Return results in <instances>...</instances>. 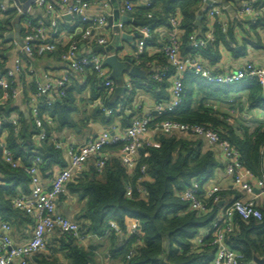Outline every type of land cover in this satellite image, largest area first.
Here are the masks:
<instances>
[{"label":"trees","instance_id":"trees-1","mask_svg":"<svg viewBox=\"0 0 264 264\" xmlns=\"http://www.w3.org/2000/svg\"><path fill=\"white\" fill-rule=\"evenodd\" d=\"M260 3L264 4V0H260ZM204 4L203 0H153L151 7L139 8L137 14L140 15L141 25H148L153 34L146 46L155 41V27L165 25L168 21L171 23V18L176 16L179 18L178 29L183 31L180 33L182 56L201 57L207 69L221 73V70L214 69L221 59V46L227 47L236 55H242V52L232 47L237 43V38L235 27L230 21L226 31L221 24H213L215 41L199 49L192 46V35L204 36L210 30L207 15H204L201 26L196 24ZM178 11L181 12L180 17L177 15ZM26 18L34 19L30 14L18 15L16 10L11 9L0 20V75L6 74L7 64L12 57L11 52H8L9 48H5L10 43L9 35L16 25L21 26ZM199 27L202 28L201 33L198 31ZM23 35L21 32V38ZM66 48L67 46L58 44L56 52L61 54ZM146 48L135 60V64L156 70L151 71L148 78L136 79L132 86L134 88L135 85H142L148 90L162 92L165 87L172 86L171 79L176 74V69L169 62L164 49L161 54L149 57ZM37 56L39 55L36 54ZM156 73H164L165 76L156 80ZM83 76H86L84 84L91 86L94 98H102L101 106L96 108L94 116L99 117L104 124L112 123L122 102L125 107L133 100L134 89L125 97L126 100H117L113 97V91L101 86L96 73L88 69ZM183 81V102L175 111L151 122V130H156L155 140L144 142L139 152L138 165L132 174L118 157L123 146L118 143L107 147L106 152L111 156L101 172L95 166L94 177L84 181L80 178L77 184H68L72 192L78 193L80 199L86 201L78 218L74 219L79 222L82 233L104 236L111 229L110 222L114 221L122 230L121 234L126 235L130 222L139 223V233L125 238L121 246L113 249V255L120 264H210L216 251V247L212 245V236L205 237L202 245L197 243V239L203 229L212 225L220 210L219 206L208 200L210 211L198 213L189 208L179 193L193 181L202 186L208 183L221 163L215 151L206 150L204 140L196 135L193 134V138H183L165 134L160 129L163 121L172 120L190 126L201 125L218 132L240 152L244 165L256 176L261 175L264 129H259L253 134L245 131L241 137L237 134L236 127L231 124L230 117L215 107L217 102H227L235 107L242 104V98H246L248 107L264 108V88L259 80L246 78L231 86L215 85L186 72ZM29 86L30 95V92L35 90V82L32 81ZM73 86L72 81L64 98L57 99L51 107L42 106L40 110L42 114L46 113L53 119L59 131L75 127L72 114L78 108L75 98L71 95L75 89ZM242 91L244 94L238 95ZM1 97L3 90L0 88ZM160 99L157 97V100ZM162 99L158 102H167L171 96H163ZM12 102L10 99L3 109L7 120L3 127L6 136L3 140L0 137V219L4 221L11 220L22 212L13 207V199L23 194L21 192L29 191L31 177L27 168L34 163L33 152L40 155L42 161L39 167L44 171L51 170L56 165L62 168L67 166L64 151L57 147V141L53 137V126L47 121L44 122L47 138L35 142L33 135L40 133L41 129L37 127L32 114L30 118L24 113H20L22 119L12 118V113L18 112L14 110L16 106ZM106 109H113L114 113L107 115ZM3 146L11 151L15 160L22 162L20 167L14 168L6 162ZM142 166L147 168L144 174L141 172ZM129 189L132 192L130 196ZM221 197L223 199V191ZM235 221L236 226L227 241L242 255V263L250 264L256 258L264 260V209L262 220L247 221L237 216ZM111 230L113 231L109 240L113 245L118 237L116 231ZM56 232L63 236L59 249L50 248L49 253H36L31 264H94L92 251L80 245L73 236L58 230Z\"/></svg>","mask_w":264,"mask_h":264},{"label":"built area","instance_id":"built-area-1","mask_svg":"<svg viewBox=\"0 0 264 264\" xmlns=\"http://www.w3.org/2000/svg\"><path fill=\"white\" fill-rule=\"evenodd\" d=\"M59 1L66 7L64 12L58 10L53 0H36V4L39 7L46 9V13L50 16L49 21L44 18H26L19 26L24 34L23 37L21 38L20 33L19 39L13 37L11 40L14 48L12 61L6 69V74L0 75V88L3 90V97L0 98V137L2 140L6 136L5 128H3L7 121L3 111L6 103L11 99L15 105L25 93L22 77L26 72L29 76H34L35 69L33 64L36 54L45 55L57 51L58 43L55 40V34L58 32L60 21L64 16H70L75 21H78L84 26V29L79 35L80 38L75 37L60 54L61 60L65 63L63 72L59 75L47 74L43 81L34 80L36 87L30 95L29 104L36 125L41 129L40 133L37 134V140L41 142L47 138L44 122L47 121L51 126L54 124L53 119L48 114L40 112L42 106L51 107L57 99L61 100L64 98L77 74L85 75L90 69L97 74L102 87L109 88L110 91L117 87V81L111 76L109 67L104 63L106 56L94 52L87 53L86 49L82 50L83 44L87 42H92L96 46H109L111 44L112 40L106 35V32L108 29L113 28L108 21L111 15L108 9L111 7L112 0H105L103 12L93 16L89 15L88 11L92 4L98 0ZM203 2H206V0H203ZM152 5L153 0H146V7H151ZM120 8L121 13H127L133 11L135 6L130 0H127ZM11 9L16 10L18 15L29 14L27 10L17 3H5L0 0V20ZM226 11L227 9L224 6L213 0L206 13L210 30L204 36L192 35L190 39L193 47L199 49L215 41L212 31L214 23L221 24L223 30L226 31L228 24ZM239 13L244 17H253L255 22L256 18L264 13V5L256 6L255 2L244 3L239 8ZM171 23L178 29L179 18L173 16ZM117 25L123 31L125 25L121 21ZM137 33L139 37L133 57L134 60L143 54L148 41L153 36L148 25L138 27ZM164 51L169 62L176 69V74L171 79L172 95L169 101L157 102L153 111L149 114L135 115L130 125L119 132L114 126L102 131L97 136L88 137L79 145H70L67 148V166L56 173L48 186L42 182L39 167L42 161L41 157L37 152H33L34 163L27 168V172L31 177L30 193L28 195L20 194L13 199V207L32 218L34 222L33 234L27 244L19 247L14 246L11 236L12 225L9 222L3 223L0 232V264H29L32 256L47 249L48 235L57 230L67 233L77 240H85L86 234L82 233L79 222L58 211L57 202L59 197L65 192L66 187L74 179L76 173L84 168L89 159L96 158V167L101 172L111 156L106 152L107 147L111 145L123 144L118 157L128 171H133L138 165L139 152L145 142L143 137L151 130V122L156 118L175 111L183 102L185 94L183 75L186 72L193 73L209 84L225 86L235 85L246 78H256L264 88V66L257 65L254 62H247L243 67L235 71L216 73L203 65L201 57L184 58L181 54L180 32H175L172 35L168 44L165 45ZM163 76H165L164 73H156L154 78L161 80ZM132 82L129 80L123 83L128 94L132 90ZM105 113L112 115L114 110L106 109ZM160 129L165 134L179 131L205 137L212 146L220 151L223 165L232 178L234 188L241 192L252 194L256 191L254 198L248 200L234 199L224 203L221 197L222 190L219 186L206 189L203 187L204 185L202 186L199 182L193 181L188 188L179 193L180 198L188 203L189 208L198 213L210 211L208 200H211L220 208L212 225L203 229L197 239V243L202 245L205 237L212 236V245L216 247V251L210 264H243L242 255L234 250L227 240L236 226L235 219L237 216L247 221L250 219H263L264 148L261 151V175L256 176L251 169L244 165L240 152L230 142L223 139L218 132L208 127L201 125L190 126L172 120H165L162 122ZM3 147L5 148L4 157L6 162L14 168L20 167L22 162L15 160L11 151L5 146ZM57 147L63 149V145L60 142L57 143ZM146 170V166H142L141 172L143 174L146 173ZM146 178L149 179L148 177ZM128 195H132L131 189L128 190ZM222 202L223 204L220 206ZM109 225L111 229L122 233L116 222L111 221ZM139 227V223L133 221L128 226V237L138 234ZM250 264L257 263L254 260Z\"/></svg>","mask_w":264,"mask_h":264},{"label":"crops","instance_id":"crops-1","mask_svg":"<svg viewBox=\"0 0 264 264\" xmlns=\"http://www.w3.org/2000/svg\"><path fill=\"white\" fill-rule=\"evenodd\" d=\"M56 4L58 10L64 12L65 6L61 4L59 0H53ZM119 3V9L121 12V8L127 0H117ZM134 6L135 11L121 13V15H129L135 22L134 23H127L124 26L123 31L129 34L134 35L137 33L138 27L141 26V18L140 15L137 14L139 8L145 6L146 0H130ZM5 3H17L21 5L25 10L29 12L31 16L34 18H44L45 20L49 21V14L46 13V9L39 7L36 4V0H4ZM105 0H98L92 4V7L89 9V15H99L103 12V3ZM255 2L257 5H264L260 3V0H233L230 1V6L234 7L237 14L234 11H229L227 9L226 16L228 21H230L235 27V36L237 38V43L234 44L232 47H235L238 52H242V55H236L227 47L221 46V59L216 65L214 69L221 70L222 72L228 73L230 71H235L244 66L247 62H254L257 65L264 66V13L256 18L254 22L253 17H244L239 13V8L244 3ZM223 6V5H222ZM160 7V6H159ZM114 4L112 2L111 7L108 11L111 13L110 16L114 14ZM207 13V12H206ZM181 12L178 11L177 15L180 17ZM206 15V14H205ZM210 27V25L208 24ZM84 26L75 21L73 18L69 16H64V18L60 21V26L58 32L55 34V40L58 44L63 46H68L70 42L76 37L81 35L83 32ZM22 29L19 27V24L16 25L13 32L9 35L10 43L5 46L6 49L9 48V53L13 56L14 48L12 47L11 40L13 37L19 39L20 33ZM199 33H201V28H198ZM175 32L183 33L182 29H177L176 27L172 26L171 23L168 21L165 25H158L155 27V41L151 44L146 46L147 55L149 57H155L157 54H161L163 51L165 44ZM109 38L112 40L111 44L114 41V33L113 28L108 29L106 32ZM137 39L134 41V45L127 42H123L122 45L124 46L123 51L120 52V57H134L136 46H137ZM110 44V45H111ZM82 50L86 49L87 53H91V50L96 46L92 42H87L83 44ZM12 61V57L10 58L7 67ZM134 66L138 67L135 63ZM6 67V69H7ZM33 68L35 69V74L33 77L29 76V74H24L22 77V84L25 87V93L23 96L18 99L15 104L14 110L18 112L12 113V118H21L20 113H24L27 118L31 117V109L28 98L29 95V84L34 81L35 79L45 80V76L47 74L50 75H59L63 72L65 68V63L61 60L60 52H54L51 54L39 55L35 57ZM140 69L139 77L137 78H123V81H136V79H145L148 78L151 71H155L156 69L153 67H138ZM112 72L111 68H109ZM86 76L77 74L73 79L74 90H72L71 95L75 98V105L77 106V110L73 112L72 118L75 122V127L73 128H65L63 131H59L57 125L53 124V137L58 142L63 145V151L65 154L66 162L68 164V157H67V148L70 145H79L83 143L88 137L90 136H97L102 131L106 129H110L112 127H116L117 131H121L128 127L131 123L132 118L137 115H146L153 111L156 103L160 100H163V96H171L172 95V87L167 86L165 87L162 92L155 91L153 89H147L145 86L142 85H135L132 90L134 89V96L133 100L130 104L125 105L122 102L120 105V110L117 111V114L114 115V120L110 124H104L99 117L95 118L94 111L96 108H100L101 106V97L94 98L92 93V88L90 85H85ZM123 82V83H124ZM132 82V83H133ZM133 85V84H132ZM171 85V83H170ZM117 88V87H116ZM116 88L113 91V97L115 99H122L126 100L125 97L128 96V91L126 90L125 93H116ZM131 90V91H132ZM244 94V91L238 93V95ZM159 95V96H157ZM29 96V97H28ZM157 97H160V100H157ZM242 104H238L235 107L230 106L227 102H217L215 107L218 111L227 114L230 117V122L236 127L237 134L241 137L244 136L245 131H248L249 134H253L259 129H264V108H250L248 107V103L246 102V98H242ZM12 104V103H11ZM33 117V116H32ZM22 119V118H21ZM127 125H126V122ZM51 126V127H52ZM172 134L177 135L183 138H193L194 135L191 133H183L179 131H175ZM156 137V130H150L149 133L144 135V141L153 142ZM197 138H201L204 140L205 149H212L218 156V159L221 163L220 167L215 172L213 179H211L208 183H206L203 187L209 189L213 186H219L223 191V201L224 203H228L234 199H243L248 200L250 198H254L256 196V191L254 194L241 192L238 189L234 188L233 181L231 176L226 172L225 167L223 165V158L220 151L212 146L209 141L203 136H197ZM34 141L37 140V134L33 135ZM39 142V141H38ZM96 166V158H91L86 163L84 168L77 172L74 179L71 183L77 184L78 179L81 178L82 181L94 177L93 169ZM61 166H54L51 170H42L40 169L42 182L44 185L48 186L51 184L54 176L56 175L59 170H61ZM133 171H129L132 174ZM100 175V174H99ZM1 177V173H0ZM93 179V178H92ZM1 183V182H0ZM23 194H29L30 188L28 192H21ZM258 194V193H257ZM86 201H82L80 196L76 192H72L69 186L66 187L65 192L59 197L57 202L58 211L66 215L71 219L78 218L79 214L82 211ZM5 222H9L12 225L11 236L13 239L14 246H23L29 242L33 234V227L34 222L32 218L24 212H19L16 216L12 217L11 220L4 221L0 219V232L2 230V225ZM130 222L128 225H130ZM111 229L107 231L104 236H96L92 233H88L84 241L77 240L78 243L84 246L87 250L93 252V261L94 264H120L119 260L115 259L113 255V249H117L119 246L122 245V242L125 238L128 237L126 234H121L116 232V236L118 240L112 245L109 240V236L111 235ZM56 232V231H55ZM53 232L48 235V246L43 253L51 252L50 248L52 249H59L60 240L62 234L59 232ZM63 237V236H62ZM54 252V251H53ZM55 254V252H54ZM58 255L62 256L58 253ZM33 257V256H32ZM32 257L30 258V263Z\"/></svg>","mask_w":264,"mask_h":264},{"label":"water","instance_id":"water-1","mask_svg":"<svg viewBox=\"0 0 264 264\" xmlns=\"http://www.w3.org/2000/svg\"><path fill=\"white\" fill-rule=\"evenodd\" d=\"M218 2L219 4L223 5L226 9L229 11H234L235 14L236 10L234 7L230 6V1L233 0H214ZM115 10L114 14L112 16H109V24L113 27V33H114V41L113 44L109 46H95L91 52L94 53H100L106 56L105 58V65L109 68H111V76L117 81V88L116 93H125L126 87L123 85V78L126 76V78L132 77L137 78L139 77L140 69L136 66H134V58L126 56V57H120V52L123 51L124 46L122 45L123 42H127L134 45V41L136 38L139 37L138 33H135L134 35L129 34L127 32L122 31V29L117 25L120 21L125 25L127 23H134L136 22L129 16V15H121L120 9H119V3L117 0H112ZM213 2V0H206L205 4L203 5L200 14L197 17L196 24L198 26H201L202 20L204 15L206 14L207 10L210 7V4ZM70 17V16H69ZM71 18V17H70ZM202 32V28H201ZM223 202L220 204L222 206ZM255 262L257 264H264V260L262 259H255Z\"/></svg>","mask_w":264,"mask_h":264}]
</instances>
